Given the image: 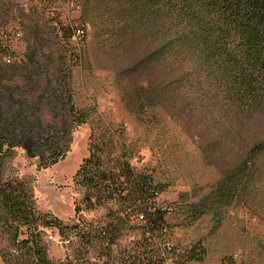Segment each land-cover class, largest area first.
Instances as JSON below:
<instances>
[{"label": "rangeland", "instance_id": "1", "mask_svg": "<svg viewBox=\"0 0 264 264\" xmlns=\"http://www.w3.org/2000/svg\"><path fill=\"white\" fill-rule=\"evenodd\" d=\"M154 2L162 8L158 14L150 12ZM144 9V16L138 13ZM167 21L165 0H0V74L22 64L52 71L60 57L70 69L65 81L73 106L85 116L81 124L67 123L71 136L56 164L29 159L24 141L5 158L2 177L26 185L37 213L72 226L75 205L83 208V191L74 177L96 149L105 160L127 161L159 187L155 207L166 214L158 242L160 249L172 247V253L163 250L168 258H157L159 264H173L174 251L184 255L195 245L204 249L203 257L185 264H264V151L244 166L249 149L264 144V82L253 81L255 91H249L224 62L210 58L207 65L210 39L201 28L176 46L185 77L170 86L169 91L177 89L176 99L164 96L167 82L162 98L141 96L148 79L143 59L162 49ZM76 29L84 31L83 39L74 38ZM17 32L21 36L15 40ZM5 56L11 63L4 62ZM157 69L152 73L160 75ZM50 83L55 87L63 79ZM33 97L42 103L49 99L45 92ZM57 111L50 109L48 115ZM106 209L83 211L85 229L104 222ZM37 226L52 263L107 261L97 244L75 236L78 231L61 235L56 227ZM2 230L0 264L17 256L15 251L25 257L27 249L19 242L29 236L27 227L11 235ZM130 242L131 237L123 239L121 249L130 248Z\"/></svg>", "mask_w": 264, "mask_h": 264}, {"label": "trees", "instance_id": "2", "mask_svg": "<svg viewBox=\"0 0 264 264\" xmlns=\"http://www.w3.org/2000/svg\"><path fill=\"white\" fill-rule=\"evenodd\" d=\"M153 4L150 12L158 14L162 8L157 2ZM165 5L168 21L163 47L143 59L148 79L141 96L149 100L162 98V85L167 82L164 96L172 95L171 100L176 99L177 89L169 91L170 86L185 78L181 75L180 50L176 46L180 38L189 39L201 28L210 39L207 65L210 58L216 63L224 62L234 78L242 80L249 91H255L251 86L253 81L258 83L260 78L264 82V0H165ZM126 10L121 9V15ZM138 13L144 16L147 12L144 9ZM186 44L191 52L192 41ZM58 59L60 65L48 69L52 71H45L39 65L22 64L6 71L5 76L0 74V228L10 235L22 226L30 231L29 236L19 242L27 249L25 257L15 251L17 256H9L6 264H54L40 243V235L36 231L39 222L42 227H56L61 235L65 234L64 230L78 231L75 236H79L82 243L98 245L99 256L107 258L103 264H159L157 258L162 261L168 258L163 250L169 251L168 254L172 251L169 245L160 249L158 242L162 238L160 227L166 214L164 209L155 207L159 187L148 175L136 172L127 161L115 157L105 160L99 155V150L95 152L96 149L84 159L74 177L83 191L79 203L83 208L75 205L77 223L72 226L37 213L26 185L2 177L5 158L24 141L29 143V148L25 149L29 159L39 158L45 165L56 164L66 152L65 140L71 136L67 123L81 124L85 120L84 114L73 106L69 83L66 82L70 69L62 58ZM156 69L160 75L152 73ZM50 77L55 83L57 79H63V83H54V87ZM186 78L189 79L190 75ZM45 81L47 84L43 85ZM39 92L48 94L49 99H44L43 103L36 99ZM25 107L29 109L25 110ZM50 109H57L59 115H48ZM261 150L264 151L263 143L249 149L245 168L254 163ZM103 206L107 208L105 221L97 222L92 230L85 229L81 213ZM126 237H131L133 242H130V248L122 250L120 243ZM116 247L120 248L119 252H115ZM174 253L171 258L173 264H185V260H201L204 249L195 245L185 250L184 255Z\"/></svg>", "mask_w": 264, "mask_h": 264}, {"label": "built area", "instance_id": "3", "mask_svg": "<svg viewBox=\"0 0 264 264\" xmlns=\"http://www.w3.org/2000/svg\"><path fill=\"white\" fill-rule=\"evenodd\" d=\"M20 36H21V33H18V32L15 33L14 34L15 40H18L20 38ZM83 37H84V31L82 29H76L74 32V38L81 40V39H83ZM3 59H4L5 63H7V64L11 63V60L9 57L5 56Z\"/></svg>", "mask_w": 264, "mask_h": 264}]
</instances>
